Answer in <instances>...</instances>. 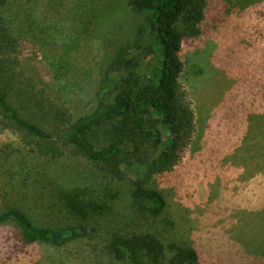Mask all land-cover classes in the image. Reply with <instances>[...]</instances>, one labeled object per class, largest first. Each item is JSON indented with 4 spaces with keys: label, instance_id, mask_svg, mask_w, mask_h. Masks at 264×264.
<instances>
[{
    "label": "trees",
    "instance_id": "trees-1",
    "mask_svg": "<svg viewBox=\"0 0 264 264\" xmlns=\"http://www.w3.org/2000/svg\"><path fill=\"white\" fill-rule=\"evenodd\" d=\"M22 1L0 0V127L19 134L30 150L5 155L1 182L10 192L33 189L35 198L63 204L82 220L38 226L12 208L0 213V228L17 251L44 247L50 264L68 263L84 246L96 252L95 264H200L197 249L175 241L166 190L150 186L156 176L183 163L197 133L196 111L182 83L184 47L193 46L211 27L209 37L217 36L221 25L207 26L213 18L230 16L229 4L214 14L210 0ZM238 2L243 6V0ZM20 12L33 19L26 29L40 30L60 51L48 58V89L24 72L17 57L25 32V25L17 28ZM107 28L115 40L106 43L110 57L97 76L76 58L87 33L106 38L101 30ZM231 55L238 57L236 51ZM231 62L234 73L213 61L210 79L214 74L217 79L211 97L225 95L216 112L226 111L231 134L241 132L238 115L245 112L251 127L249 123L235 143L241 146L252 140L256 111H264V65L236 58ZM246 66H256L255 74L250 70L244 75ZM202 73L199 68L194 74ZM49 91L59 94V100ZM89 91H94L91 106L73 112L68 102H81ZM68 155L85 159L89 167L62 164ZM133 167L143 173L136 180L128 175ZM246 258L251 264L261 259Z\"/></svg>",
    "mask_w": 264,
    "mask_h": 264
},
{
    "label": "rangeland",
    "instance_id": "rangeland-1",
    "mask_svg": "<svg viewBox=\"0 0 264 264\" xmlns=\"http://www.w3.org/2000/svg\"><path fill=\"white\" fill-rule=\"evenodd\" d=\"M24 1L29 2L27 0L22 2ZM210 1L214 14H217L219 7L229 4L231 15L222 17L225 18L224 21L213 18L207 26L221 25L217 36L209 37L213 31L211 27L202 33L193 46L184 47L186 71L182 83L196 111V137L183 163L167 174L156 176L150 187H161L166 190L168 201L173 206L171 219L176 227L175 241L184 242L197 249L201 254L200 264H251L252 259L246 258L250 255L260 256L258 264H264V168L261 169V182H258L257 177L252 179V175L248 174L249 161H246L245 153L233 159L232 164L235 168H232L230 167L232 164L207 161L208 153L204 145L206 135L210 132L207 126L212 120V114L215 116L208 98L210 101L219 99L221 103L224 100L223 95L218 97L215 94L213 97H208L213 93L212 89L215 88L214 82L217 79L215 74L210 79L214 69L213 61L222 63L223 68L229 69L231 73H234L231 59L235 58L255 65H264V0H243V6L238 5V0H227L228 3L223 0V4L222 0ZM39 2L40 0L32 1V5ZM10 17L14 19L13 16ZM11 18L8 19L12 21ZM25 18L23 13H17L18 30L20 26L25 25L17 57L22 62L24 72L30 77L33 76L41 88L48 89L51 87L49 84L52 76L48 58L60 51L54 41L42 35L40 30L35 31L34 28L32 30L31 26V29H26L32 24L33 19ZM21 19L23 21H20ZM140 22L141 19L137 21L136 31ZM101 31L107 35L106 38L89 33L84 36L81 52L76 58L81 66L93 67L97 76L105 72L102 66L103 60L110 57L109 49L105 45L113 44L115 40L108 34V28ZM134 37L135 35L131 40ZM34 41L39 45H33ZM116 45L119 43L117 42ZM235 51L238 57H232L231 54ZM199 68L204 69L205 73L194 74ZM255 68L256 66H246L241 72L247 75L251 70V73L255 74ZM206 86L210 87L208 95ZM49 93L59 100V94L51 91ZM93 93L94 91H89L79 99L81 102L72 100L71 103L68 102V106H71L73 112L88 109L93 103ZM165 130L168 132V128L165 127ZM251 139H253L252 134L249 140ZM168 140L170 139L167 138ZM213 142L215 144L216 139ZM243 144L246 147V142ZM254 144H252L253 149ZM262 144L263 149L264 138ZM216 149L211 151L215 153ZM29 150V146L23 143L19 134L0 127V162L7 153L17 156L29 153ZM60 162L89 167L85 159L71 155ZM254 163L253 168L257 171L256 161L252 164ZM262 164L264 167V162ZM220 169H224L225 182L222 185H212L208 178ZM230 170L235 172L234 177L228 174ZM142 174V171L136 167L130 169L128 173L133 180ZM237 177L239 184L235 181ZM11 190L1 182L0 178V213L7 209H19L24 211L34 224L46 227L75 224L78 220H82L70 213L63 204L54 206L46 200L35 198L33 189L10 192ZM215 190L224 191L222 197L225 201L221 202L222 208H215L217 203L210 196ZM5 232L0 228V264H50L45 257L47 252L44 247L33 245L17 251ZM95 262L96 252L92 251L90 246H84V251L66 264H95Z\"/></svg>",
    "mask_w": 264,
    "mask_h": 264
},
{
    "label": "crops",
    "instance_id": "crops-1",
    "mask_svg": "<svg viewBox=\"0 0 264 264\" xmlns=\"http://www.w3.org/2000/svg\"><path fill=\"white\" fill-rule=\"evenodd\" d=\"M225 96V95H224ZM211 97V96H208ZM213 97V96H212ZM225 98V97H224ZM221 99V98H220ZM208 101L211 102V106L213 108L212 114V120L210 121L209 125L207 126L208 129H210V132L206 135V151H207V161L214 160L217 162H220L221 164H232V161L234 158H236L238 155H247L246 161H249V170L248 174L252 175V179H255L257 177L258 182H261V169L264 168L262 162H264V148L262 149V138H264L262 133V128L259 124H264V111L262 108H259L256 113H259L258 118H254L253 121L255 122L253 124L254 127V133H253V139L246 145L244 144L235 145L237 142L241 140V137L243 134H246L247 128L249 127V123L247 122V116L245 112L243 114L238 115V127L241 130V132H237L235 134H231L228 129L232 128L231 122L225 119V112H216L219 107H221L224 104V100L221 103V100L219 99H210L208 98ZM251 121V120H250ZM251 127V123H250ZM249 127V128H250ZM221 130V133L219 131ZM216 139V142L214 144L213 140ZM234 142V145H233ZM255 143V144H254ZM252 144L255 145V148H252ZM216 146V148H214ZM240 146V149H239ZM213 147V148H210ZM221 148V151L219 150ZM217 150L215 153H213L211 150ZM236 153V154H235ZM235 154V155H234ZM256 161L257 165V171L255 168H253L252 164ZM247 165V167H248ZM230 167L235 168L232 165ZM258 172V173H257ZM228 174L231 175V177H234L235 172L233 170L228 171ZM244 177V176H243ZM209 181H211L212 185H222L225 182V174L224 169H220L217 172H213L212 175L208 178ZM238 184V177L235 180ZM252 181V180H251ZM214 188V187H213ZM224 191H218L215 190L210 193V196L212 197L213 201L217 203L215 205V208H222L221 202H224L225 200L222 197V194ZM228 199V197H227Z\"/></svg>",
    "mask_w": 264,
    "mask_h": 264
}]
</instances>
